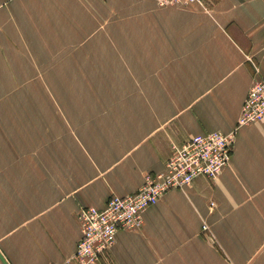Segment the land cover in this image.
<instances>
[{
    "label": "crops",
    "instance_id": "1",
    "mask_svg": "<svg viewBox=\"0 0 264 264\" xmlns=\"http://www.w3.org/2000/svg\"><path fill=\"white\" fill-rule=\"evenodd\" d=\"M261 78L264 0H0V264H79L80 208L234 130ZM142 220L94 264H264V118Z\"/></svg>",
    "mask_w": 264,
    "mask_h": 264
},
{
    "label": "built area",
    "instance_id": "2",
    "mask_svg": "<svg viewBox=\"0 0 264 264\" xmlns=\"http://www.w3.org/2000/svg\"><path fill=\"white\" fill-rule=\"evenodd\" d=\"M209 0H156L158 6H188ZM264 118V78L253 81L242 104L234 130L211 131L172 145L164 170L147 174L138 190L128 195H111L103 209L80 208L77 220L81 236L73 254L79 264H94L113 246L118 229L136 230L142 225L143 211L157 203L170 189L188 186L194 178L213 182L231 158L235 131ZM214 205V203H211ZM206 225L203 226L205 230Z\"/></svg>",
    "mask_w": 264,
    "mask_h": 264
},
{
    "label": "rangeland",
    "instance_id": "3",
    "mask_svg": "<svg viewBox=\"0 0 264 264\" xmlns=\"http://www.w3.org/2000/svg\"><path fill=\"white\" fill-rule=\"evenodd\" d=\"M97 91H99V90H97ZM45 93H46V96H53V95H54L52 89H47V90H45ZM63 95H68V92H66V93L63 94ZM62 107H63V106H62ZM50 264H54V263H50Z\"/></svg>",
    "mask_w": 264,
    "mask_h": 264
}]
</instances>
